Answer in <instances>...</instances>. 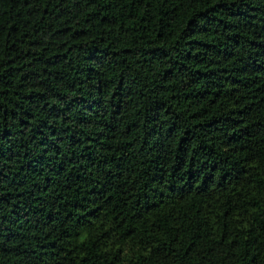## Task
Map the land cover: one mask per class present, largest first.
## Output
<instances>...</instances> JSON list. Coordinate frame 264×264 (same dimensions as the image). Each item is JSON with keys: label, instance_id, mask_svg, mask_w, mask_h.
Segmentation results:
<instances>
[{"label": "trees", "instance_id": "trees-1", "mask_svg": "<svg viewBox=\"0 0 264 264\" xmlns=\"http://www.w3.org/2000/svg\"><path fill=\"white\" fill-rule=\"evenodd\" d=\"M0 264H264V0H0Z\"/></svg>", "mask_w": 264, "mask_h": 264}]
</instances>
